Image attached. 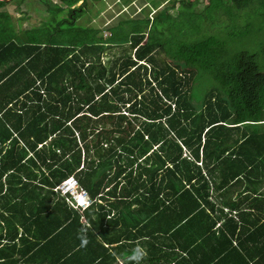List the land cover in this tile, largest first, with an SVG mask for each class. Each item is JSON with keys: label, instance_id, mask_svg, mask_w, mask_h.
Listing matches in <instances>:
<instances>
[{"label": "trees", "instance_id": "16d2710c", "mask_svg": "<svg viewBox=\"0 0 264 264\" xmlns=\"http://www.w3.org/2000/svg\"><path fill=\"white\" fill-rule=\"evenodd\" d=\"M11 1L0 264H112L123 237L140 264H264V0H140L105 43L76 24L105 0H41L49 17L29 28ZM69 176L93 199L82 214L57 189Z\"/></svg>", "mask_w": 264, "mask_h": 264}, {"label": "rangeland", "instance_id": "374dc122", "mask_svg": "<svg viewBox=\"0 0 264 264\" xmlns=\"http://www.w3.org/2000/svg\"><path fill=\"white\" fill-rule=\"evenodd\" d=\"M51 1L54 3L57 2V0H51ZM139 1L140 0H133V3L126 5V7L119 5L121 9L115 4L117 3V0H105L104 4L99 1L89 2L81 17H79L76 20L77 21L76 24L85 27L94 26L98 28L100 30L98 35L102 36L101 40L102 42L105 43L110 35L109 31L106 28L112 25L113 23H115L116 20H118L120 17L122 18L127 17L125 13L130 12L129 14L130 17H136L138 14L135 13L132 14L133 8H131V6H135L137 9L139 6L138 3ZM79 3L80 1L76 4V6ZM206 4H207V0H200V2L197 4V9L201 11ZM1 9H5L8 12H10L12 16H14V20L17 21L18 26L21 28L36 27L40 25L43 21L47 20L49 17V14L45 10V6L41 2V0H15L9 2ZM175 9L171 10V12L174 11ZM121 47H127L126 42L122 43V45L120 46H115L114 48L108 50L107 54L104 55L103 60H106L107 57L111 58L113 55L119 54L121 52ZM161 57L165 58L163 53L160 54V58ZM261 177H262L261 181L263 184L264 176ZM262 184L260 183L258 185V188L259 191L264 194V188L261 186ZM244 185L245 183L243 182V179H237V182L234 187L235 191L234 193L231 194L233 201H237L238 199L244 196L243 193L241 194L240 192ZM75 188L77 187L71 188L70 191L73 192L74 191L73 189ZM63 189H64L63 186L60 187V192H62ZM234 189L231 188L228 190V192L230 193Z\"/></svg>", "mask_w": 264, "mask_h": 264}, {"label": "clouds", "instance_id": "9594fccd", "mask_svg": "<svg viewBox=\"0 0 264 264\" xmlns=\"http://www.w3.org/2000/svg\"><path fill=\"white\" fill-rule=\"evenodd\" d=\"M69 177H72V178H74L73 176H69ZM68 177V178H69ZM67 178V179H68ZM75 179V178H74ZM76 180V179H75ZM77 181V180H76ZM62 184V183H61ZM60 184V185H61ZM77 184H78V182H77ZM59 185V186H60ZM59 186H57V189H59V191H60V187ZM78 186H79V184H78ZM71 188H73V187H70V188H66V190L65 191H62L61 192V194H63V195H65V200L67 201V199L66 198H68V199H70L71 200V203L70 202H68L73 208H75L76 210H78L79 211V208H83L82 209V212H83V210H85L91 203H92V201H93V199H91L90 198V196H89V194L87 195V197H85L84 195H82L81 194V192H80V189H83L81 186H79V188L77 187V188H75V189H73L74 191L72 192V191H70L71 190ZM85 190V189H84ZM86 191V190H85ZM87 192V191H86ZM75 207H74V206ZM81 213V212H80ZM145 250L142 248V247H136V248H134L133 250H132V252H131V255H130V257H129V259L133 262V264H140V261L144 258V256H145Z\"/></svg>", "mask_w": 264, "mask_h": 264}, {"label": "crops", "instance_id": "0c3cea01", "mask_svg": "<svg viewBox=\"0 0 264 264\" xmlns=\"http://www.w3.org/2000/svg\"><path fill=\"white\" fill-rule=\"evenodd\" d=\"M4 66H0V70L3 68ZM110 201V200H109ZM67 202V201H66ZM98 202H101V200H98ZM107 202V200L105 199L104 200V202H103V204H105ZM68 203V202H67ZM68 206L69 207H72L69 203H68ZM73 208V207H72ZM224 208V211L226 212L227 211V208L226 207H223ZM73 209H75V208H73ZM76 210V209H75ZM78 211V210H77ZM79 213H80V211H78ZM81 214H82V212H81ZM211 215H212V213H210ZM84 220H86L85 218H84V216H82L81 215V218H80V222H82V223H84L83 221ZM221 221H217L216 222V224H215V227L214 228H217V227H219L221 224ZM105 244V246L107 245L106 243H104ZM121 244H123V250H121V252H123L122 253V256L124 257V259H122L121 257H119V256H117L116 257V260H115V258H111V259H109V258H107L108 260H109V262L111 263L112 262V264H116V261H117V263L118 264H130V262H127L128 260H129V257H130V255H131V241H130V239H125L124 237L122 238V239H120L118 242H113V243H110L109 244V250H111L110 248L112 247V246H119V245H121ZM176 246V245H175Z\"/></svg>", "mask_w": 264, "mask_h": 264}, {"label": "built area", "instance_id": "2783aa9c", "mask_svg": "<svg viewBox=\"0 0 264 264\" xmlns=\"http://www.w3.org/2000/svg\"><path fill=\"white\" fill-rule=\"evenodd\" d=\"M62 186L64 188L63 191H65L67 187L68 188H70V187H78L79 188V186L77 184V181L74 178H72V177H69L68 179L64 180L59 187H62ZM80 192H81L82 195H84L85 197H87L88 194H87V192L84 189H80ZM66 199H67L68 202L71 203V200L70 199H68V198H66ZM82 209L83 208H79V211L82 212Z\"/></svg>", "mask_w": 264, "mask_h": 264}]
</instances>
